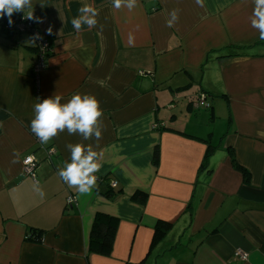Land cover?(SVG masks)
<instances>
[{
    "label": "crops",
    "instance_id": "1",
    "mask_svg": "<svg viewBox=\"0 0 264 264\" xmlns=\"http://www.w3.org/2000/svg\"><path fill=\"white\" fill-rule=\"evenodd\" d=\"M86 6L97 25L77 31L71 21ZM254 7L32 0L19 13L52 49L38 78L34 36L0 31V264H264V40ZM75 94L99 102L101 138L65 129L37 144L33 105ZM198 94L207 107H194ZM69 144L97 154L88 193L58 174ZM28 156L35 180L22 173ZM97 215L117 221L107 255L88 250ZM161 223L171 226L155 238Z\"/></svg>",
    "mask_w": 264,
    "mask_h": 264
},
{
    "label": "clouds",
    "instance_id": "2",
    "mask_svg": "<svg viewBox=\"0 0 264 264\" xmlns=\"http://www.w3.org/2000/svg\"><path fill=\"white\" fill-rule=\"evenodd\" d=\"M124 6L132 10L136 6V0H123ZM200 3V0H197ZM122 0H113V6L121 7ZM252 27L259 31V39L264 40V0H254ZM32 6V0H0V18L13 13L23 12L25 8ZM81 15L74 18L71 23L75 30L80 31L82 25L95 27L97 13L91 7H83ZM30 15L28 18H31ZM168 26H172L178 20L177 10L170 13ZM11 23V20H9ZM62 97L52 96L38 100L33 105L34 118L30 122L31 132L42 144H46L58 132L67 129L69 135L79 134L83 139L88 140L95 137L99 140L102 131L99 126V118L102 116L99 102L94 96L75 94L64 104H61ZM71 152V162L59 170V176L70 187L76 186L81 194L88 193L95 185L96 177L92 175L99 170L100 165L96 163V152L91 146L85 148L81 144L67 145ZM32 158L29 157V162ZM15 162V161H14ZM40 191L43 197L44 193Z\"/></svg>",
    "mask_w": 264,
    "mask_h": 264
},
{
    "label": "built area",
    "instance_id": "3",
    "mask_svg": "<svg viewBox=\"0 0 264 264\" xmlns=\"http://www.w3.org/2000/svg\"><path fill=\"white\" fill-rule=\"evenodd\" d=\"M9 20H11V23H9ZM0 31L9 35H13L14 33L28 32L34 36V39L36 41V62L33 66V74L36 76V78H38L40 72L45 69L46 60L52 51L49 41L37 31L32 20L28 17H24L22 14H12L10 18L8 16H3L2 18H0ZM203 104L206 107L208 106L205 96L203 94H198L197 100L194 103V107L198 108ZM36 143H40L37 137ZM29 157H31L32 159L26 163ZM37 164V161L32 156L25 157L21 162L22 173L25 176L35 180V170ZM114 186L115 184H112V187ZM66 203L67 206H72L75 203V200L73 197H68ZM234 257L240 259L241 261L247 260V255L239 251L234 252Z\"/></svg>",
    "mask_w": 264,
    "mask_h": 264
},
{
    "label": "trees",
    "instance_id": "4",
    "mask_svg": "<svg viewBox=\"0 0 264 264\" xmlns=\"http://www.w3.org/2000/svg\"><path fill=\"white\" fill-rule=\"evenodd\" d=\"M20 14V13H13V15ZM238 53V52H237ZM235 53V54H237ZM233 56L231 54H227L224 57H231ZM242 174L246 175V172L239 168ZM246 180H248V177L246 175ZM145 199L144 194L137 193L132 196V200L142 203ZM170 224L168 223H161L159 224L155 229V238L160 237L165 232H167L170 228ZM116 228H117V221L114 220L111 217L103 216V215H97L94 219L92 229L90 232L89 237V252L97 253V254H103L107 255L112 249L114 238L116 234ZM30 240V239H29ZM41 240L40 235H37L36 240L32 239L30 241L39 242Z\"/></svg>",
    "mask_w": 264,
    "mask_h": 264
},
{
    "label": "rangeland",
    "instance_id": "5",
    "mask_svg": "<svg viewBox=\"0 0 264 264\" xmlns=\"http://www.w3.org/2000/svg\"><path fill=\"white\" fill-rule=\"evenodd\" d=\"M201 112L200 113H203L202 110H200Z\"/></svg>",
    "mask_w": 264,
    "mask_h": 264
}]
</instances>
